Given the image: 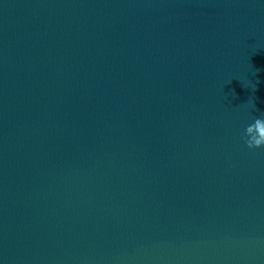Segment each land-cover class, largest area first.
Segmentation results:
<instances>
[{"label": "water", "instance_id": "obj_1", "mask_svg": "<svg viewBox=\"0 0 264 264\" xmlns=\"http://www.w3.org/2000/svg\"><path fill=\"white\" fill-rule=\"evenodd\" d=\"M264 0H0V264H264Z\"/></svg>", "mask_w": 264, "mask_h": 264}, {"label": "clouds", "instance_id": "obj_2", "mask_svg": "<svg viewBox=\"0 0 264 264\" xmlns=\"http://www.w3.org/2000/svg\"><path fill=\"white\" fill-rule=\"evenodd\" d=\"M244 142L250 149L264 147V118H256L246 127Z\"/></svg>", "mask_w": 264, "mask_h": 264}]
</instances>
